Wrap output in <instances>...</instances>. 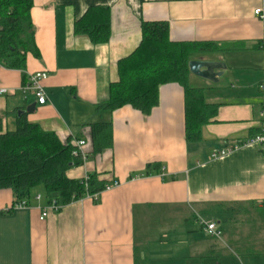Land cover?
Returning <instances> with one entry per match:
<instances>
[{"label": "crops", "instance_id": "1", "mask_svg": "<svg viewBox=\"0 0 264 264\" xmlns=\"http://www.w3.org/2000/svg\"><path fill=\"white\" fill-rule=\"evenodd\" d=\"M96 7L111 12L104 44L74 30ZM257 9H264V0H34L41 58L29 56L24 73L0 68V89L6 90L0 94L1 133L15 128L24 112L30 124L63 142H86L87 160L68 178L97 174L106 186L120 185L97 202L82 199L43 221L44 191L35 192L28 207L12 210L13 192L0 190V264H264V156L247 144L262 126L264 20ZM143 23H167L173 42L224 49L197 59L225 64L218 82L227 80L222 89L204 80L217 115L198 143L186 140L179 84L161 86L149 115L130 106L98 110L119 79V61L139 47ZM38 72L48 75L45 105L23 91ZM101 122L112 124L113 144L95 153L90 125ZM202 220L216 223L223 237L209 236Z\"/></svg>", "mask_w": 264, "mask_h": 264}, {"label": "trees", "instance_id": "2", "mask_svg": "<svg viewBox=\"0 0 264 264\" xmlns=\"http://www.w3.org/2000/svg\"><path fill=\"white\" fill-rule=\"evenodd\" d=\"M33 7L34 0H0V68L24 73L29 56L41 58L31 17ZM110 17L107 7L91 8L75 23V33L87 35L94 44L107 43L111 36ZM213 52L222 53L224 49L211 43L173 42L167 23H143L139 47L119 61V79L111 85L109 99L98 110L114 113L130 106L149 115L159 104L161 86L179 84L185 91L186 140L200 142L202 128L212 123L217 106L207 103L205 88L191 84L189 64ZM90 128L95 153L112 147L111 123L101 122ZM1 132L0 190L13 192L14 205L23 201L30 204L38 188L44 189L49 202L56 199L63 206L105 190L106 183L97 174L77 180L68 178L69 170L83 165V160L73 155L75 144L30 124L26 113L17 114L13 131Z\"/></svg>", "mask_w": 264, "mask_h": 264}, {"label": "built area", "instance_id": "3", "mask_svg": "<svg viewBox=\"0 0 264 264\" xmlns=\"http://www.w3.org/2000/svg\"><path fill=\"white\" fill-rule=\"evenodd\" d=\"M254 14L258 18H260L261 20H264V9H257V10H255ZM262 49L264 51V43H263ZM47 78H48V75L45 72H38V73H35L32 75H29V78L27 79V83L23 87L24 93L25 94L32 93V95H34L37 98V102L40 105H45L47 103V97H46L44 87H43V81H45ZM259 89H260V92L262 94V111H261L262 126L260 129V132L257 135L253 136L247 142V144H252V145L259 147L263 153V156H264V78H263L262 82L260 83ZM4 93H6V90L0 89V94H4ZM85 145H86L85 141H77L75 143L76 148L73 151V155L75 157L81 158L83 161L87 160V154L83 151V147ZM236 149H237V146L234 148H225V149H222L219 151L216 150L213 152L212 158L218 159L221 157H225ZM119 185L120 184L118 182H115L111 185H108L105 187V190L103 192L114 189V188L118 187ZM101 194H97L94 196L88 195L86 198H90L93 201L97 202ZM36 199L38 201H40V200H42V196L38 195L36 197ZM28 206H29V204L26 201H23L21 203L15 204L13 209H15V210L16 209H22V208H26ZM63 207L64 206L62 204H60L56 199L51 200L48 203V205L42 210V214H41L40 219L42 221L45 220L50 213H58L63 209ZM201 224L204 227V231L209 236L214 237L216 239H221L223 237V231L218 227V225L216 223H207V222L202 220Z\"/></svg>", "mask_w": 264, "mask_h": 264}, {"label": "water", "instance_id": "4", "mask_svg": "<svg viewBox=\"0 0 264 264\" xmlns=\"http://www.w3.org/2000/svg\"><path fill=\"white\" fill-rule=\"evenodd\" d=\"M189 70L192 75L198 78L217 83L219 78L223 76V72L226 70V65L218 62L196 60L189 64ZM30 111V109L27 110V112ZM23 113L24 112H20L19 115Z\"/></svg>", "mask_w": 264, "mask_h": 264}, {"label": "rangeland", "instance_id": "5", "mask_svg": "<svg viewBox=\"0 0 264 264\" xmlns=\"http://www.w3.org/2000/svg\"><path fill=\"white\" fill-rule=\"evenodd\" d=\"M264 78V77H263ZM191 84L192 85H194V86H197V87H203V86H205V82H204V80L203 79H201V78H198V77H194V78H191ZM226 78H223L220 82H218L216 85L220 88V89H222V88H224L225 87V83H226ZM204 88V87H203ZM15 128H14V126L12 127V125H11V128H10V131H13ZM44 190H43V188H38V189H36V190H34V193L35 192H43Z\"/></svg>", "mask_w": 264, "mask_h": 264}]
</instances>
